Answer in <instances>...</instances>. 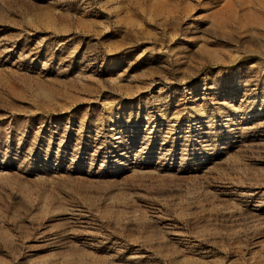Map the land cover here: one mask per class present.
Wrapping results in <instances>:
<instances>
[{
	"label": "rangeland",
	"instance_id": "1",
	"mask_svg": "<svg viewBox=\"0 0 264 264\" xmlns=\"http://www.w3.org/2000/svg\"><path fill=\"white\" fill-rule=\"evenodd\" d=\"M0 264H264V0H0Z\"/></svg>",
	"mask_w": 264,
	"mask_h": 264
}]
</instances>
